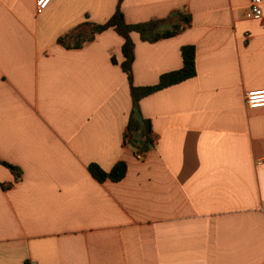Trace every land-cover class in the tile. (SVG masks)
<instances>
[{
    "label": "crops",
    "instance_id": "obj_1",
    "mask_svg": "<svg viewBox=\"0 0 264 264\" xmlns=\"http://www.w3.org/2000/svg\"><path fill=\"white\" fill-rule=\"evenodd\" d=\"M117 2L0 0V158L22 170L0 163V264H264V107L246 103L264 88V20L249 0L122 1L129 23L190 17L157 41L132 33L136 85L196 48L195 76L142 98L154 143L138 158L123 37L57 42ZM120 160V181L88 169Z\"/></svg>",
    "mask_w": 264,
    "mask_h": 264
},
{
    "label": "trees",
    "instance_id": "obj_2",
    "mask_svg": "<svg viewBox=\"0 0 264 264\" xmlns=\"http://www.w3.org/2000/svg\"><path fill=\"white\" fill-rule=\"evenodd\" d=\"M122 1L118 0L113 14L104 22H94L86 19L70 29L68 32L60 35L57 42L67 48H80L87 41L94 39L95 35L107 29H114L121 37L123 43L121 51L123 59L120 61L121 68L126 72L130 85L132 107L128 119L125 138L143 153L151 149L154 143L152 124L149 118H146L140 108V102L145 96L168 87L170 85L182 82L196 75V48L192 44L183 45L181 54L183 59L182 67L162 73L155 84L136 85L133 77V63L135 60V42L132 33L139 34L140 39L144 41H157L175 35L190 22L189 16H183L180 20L183 22L175 23L171 27L164 28L166 19H150L143 22L129 23L125 19L122 9ZM114 63H118L115 56L111 57ZM143 140L142 143L133 141L134 134ZM0 163L5 165L14 174L15 179L19 180L22 170L19 166L14 165L0 158ZM88 169L91 174L99 181L111 179L113 181L122 180L127 173V163L123 160L116 162L110 170L103 169L97 163H90Z\"/></svg>",
    "mask_w": 264,
    "mask_h": 264
},
{
    "label": "built area",
    "instance_id": "obj_3",
    "mask_svg": "<svg viewBox=\"0 0 264 264\" xmlns=\"http://www.w3.org/2000/svg\"><path fill=\"white\" fill-rule=\"evenodd\" d=\"M50 0H36V10L37 12H42ZM262 0H249L248 8L245 11V16L247 18L254 19H263L264 20V11L261 7ZM249 37L247 33L246 38ZM246 103L251 108L264 107V88L262 89H253L246 93ZM144 155L143 152L138 151L137 157L142 158Z\"/></svg>",
    "mask_w": 264,
    "mask_h": 264
},
{
    "label": "water",
    "instance_id": "obj_4",
    "mask_svg": "<svg viewBox=\"0 0 264 264\" xmlns=\"http://www.w3.org/2000/svg\"><path fill=\"white\" fill-rule=\"evenodd\" d=\"M133 141L137 142V143H142L143 142V140L138 137L137 133L134 134Z\"/></svg>",
    "mask_w": 264,
    "mask_h": 264
}]
</instances>
